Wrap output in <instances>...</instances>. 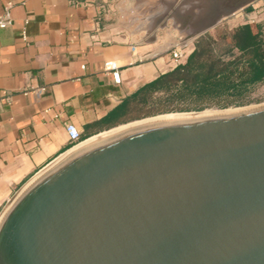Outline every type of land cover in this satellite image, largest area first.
<instances>
[{
  "label": "water",
  "instance_id": "95a60500",
  "mask_svg": "<svg viewBox=\"0 0 264 264\" xmlns=\"http://www.w3.org/2000/svg\"><path fill=\"white\" fill-rule=\"evenodd\" d=\"M200 113L69 152L0 219V264H264V106Z\"/></svg>",
  "mask_w": 264,
  "mask_h": 264
},
{
  "label": "crops",
  "instance_id": "0c3cea01",
  "mask_svg": "<svg viewBox=\"0 0 264 264\" xmlns=\"http://www.w3.org/2000/svg\"><path fill=\"white\" fill-rule=\"evenodd\" d=\"M8 5L13 22L0 29V218L73 150L68 123L88 141L106 134L89 126L174 69L172 49L190 55L223 21L229 30L254 23L238 22L246 13L235 9L239 0H0V19Z\"/></svg>",
  "mask_w": 264,
  "mask_h": 264
},
{
  "label": "trees",
  "instance_id": "16d2710c",
  "mask_svg": "<svg viewBox=\"0 0 264 264\" xmlns=\"http://www.w3.org/2000/svg\"><path fill=\"white\" fill-rule=\"evenodd\" d=\"M219 29L198 38L183 64L141 86L89 128L108 131L158 115L248 105L264 83V25Z\"/></svg>",
  "mask_w": 264,
  "mask_h": 264
},
{
  "label": "rangeland",
  "instance_id": "374dc122",
  "mask_svg": "<svg viewBox=\"0 0 264 264\" xmlns=\"http://www.w3.org/2000/svg\"><path fill=\"white\" fill-rule=\"evenodd\" d=\"M249 8L252 9V11H249ZM241 12H246L245 14L243 13L240 17H238V22H247L253 20L254 23L259 24V25H264V0H239V5L237 8ZM230 17V16H228ZM227 17V18H228ZM226 18V17H225ZM247 24V23H246ZM220 32L225 33L229 31V26L226 24V21H223V24L220 26ZM214 32V31H213ZM170 56V55H169ZM259 106H264V83L257 86L255 90L252 92L249 98V104L243 107H231L229 109L235 110V109H242V108H253V107H259ZM225 109V110H229ZM217 111H223L222 109L219 108H211L207 109L202 112H217ZM193 114V112L190 113H171V114H166V115H158L155 116L159 118L163 117H183V116H189ZM153 118V117H150ZM149 119V118H146ZM144 120V119H143ZM107 134V133H106ZM106 134H103L101 136H104Z\"/></svg>",
  "mask_w": 264,
  "mask_h": 264
},
{
  "label": "built area",
  "instance_id": "2783aa9c",
  "mask_svg": "<svg viewBox=\"0 0 264 264\" xmlns=\"http://www.w3.org/2000/svg\"><path fill=\"white\" fill-rule=\"evenodd\" d=\"M13 19L10 13V5L5 9L4 15L0 19V29L7 28L12 25ZM25 35V34H24ZM189 54L186 50V47L175 48L170 51L171 63L174 68L183 64L188 58ZM113 80L116 84H121V74L118 70H114L112 73ZM66 132L68 134L70 143L73 145V148L81 145L86 140L82 141L81 133L76 125L73 123H68L66 125Z\"/></svg>",
  "mask_w": 264,
  "mask_h": 264
},
{
  "label": "bare ground",
  "instance_id": "6f19581e",
  "mask_svg": "<svg viewBox=\"0 0 264 264\" xmlns=\"http://www.w3.org/2000/svg\"><path fill=\"white\" fill-rule=\"evenodd\" d=\"M238 110H241V109H235V110L229 109V110H223V111H217V112H210V113H208V112H202V113H200V114H216V113H222V112H225V113H226V112H233V111H238ZM191 115H194V114H191ZM191 115H189V116H191ZM183 117H187V115H186V116H183ZM154 118H157V117H153V118H149V119H144V120H142V121L135 122V123H132V124H129V125L120 126V127L116 128V129H113V130H111V131L106 132L107 134L104 135V136H101V135H100V136H98L97 138H94V139H92V140L89 139V141L85 142L84 144H81V146H84V145H86V144H90V143H92V142H94V141H96V140H98V139H100V138H102V137L109 136V135L114 134V133H116V132H119V131H121V130H125V129L131 127V126H135V125H138V124H144V123H147V122L158 121V120L170 119V118H180V116H179V117H175V116L171 117V116H169V117H163V118H159V119L152 120V119H154ZM102 135H103V134H102ZM81 146L79 145V146H77L76 148H74L73 150H76V149H78V148L81 147ZM10 205H11V204H10ZM6 210H7V209H6ZM4 213H5V212H4ZM3 215H4V214H3ZM3 215H2V216H3ZM2 216H1V218H2ZM1 218H0V219H1Z\"/></svg>",
  "mask_w": 264,
  "mask_h": 264
}]
</instances>
